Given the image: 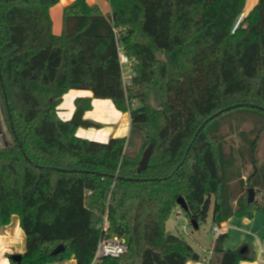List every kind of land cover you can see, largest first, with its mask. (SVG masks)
I'll return each mask as SVG.
<instances>
[{
  "label": "trees",
  "instance_id": "obj_1",
  "mask_svg": "<svg viewBox=\"0 0 264 264\" xmlns=\"http://www.w3.org/2000/svg\"><path fill=\"white\" fill-rule=\"evenodd\" d=\"M59 2L0 0V78L15 129L7 115L14 143L0 149V228L18 215L27 250L11 264H92L105 220L128 250L98 264H186L202 256L167 229L180 197L199 227L210 213L213 228L264 214V0L249 11L247 0H109L110 14L74 0L57 35ZM118 44L134 60L127 87ZM71 89L92 93L75 100L84 112L93 99L137 109L129 136H78L59 115ZM226 239L214 241L220 264L254 259Z\"/></svg>",
  "mask_w": 264,
  "mask_h": 264
},
{
  "label": "crops",
  "instance_id": "obj_2",
  "mask_svg": "<svg viewBox=\"0 0 264 264\" xmlns=\"http://www.w3.org/2000/svg\"><path fill=\"white\" fill-rule=\"evenodd\" d=\"M74 0H60L59 4L51 9V17L53 20V32L61 34L63 27V10L67 5ZM91 5H97L101 8L104 14L111 13V6L109 0H87ZM258 0H253L257 3ZM253 4V5H255ZM55 17V18H54ZM70 95L73 100V105L63 108L65 97ZM78 97H92L90 91L72 90L68 92L63 99L59 109V115L64 120H70L77 108L75 100ZM92 109L84 112L83 119L95 123L96 128H101L105 121L114 120L113 126L107 127V130H96L94 134L106 141L111 137L125 138L129 136L131 129V113L121 112L116 109L111 100L93 99ZM63 108V109H62ZM101 124V125H100ZM116 125V127L114 126ZM95 131V129H92ZM85 134L78 128L77 135ZM82 137V136H80ZM84 138V137H83ZM98 139V138H94ZM100 141V142H101ZM107 142V141H106ZM175 213L181 215L183 212ZM9 224L0 228V264H11V258L14 255H23L26 250V234L20 225V218L18 215H13ZM187 218V217H186ZM188 220V219H187ZM200 228V227H199ZM227 234V241H225V248L228 250L237 249L240 246L247 244L250 246L254 259L251 261H242L240 264H264V214L256 212L252 219L246 217L233 216L228 221L220 226V232L210 242V247L204 246L201 241H198V248L193 249L200 255L201 260H189L186 264H220L221 257L213 252L214 241L220 234ZM52 264H77L74 258L62 262Z\"/></svg>",
  "mask_w": 264,
  "mask_h": 264
},
{
  "label": "rangeland",
  "instance_id": "obj_3",
  "mask_svg": "<svg viewBox=\"0 0 264 264\" xmlns=\"http://www.w3.org/2000/svg\"><path fill=\"white\" fill-rule=\"evenodd\" d=\"M257 2V1H256ZM253 0H247L246 3V11H249L254 5ZM55 18V17H54ZM125 82V80H124ZM63 108L72 106L73 105V100L70 95H67L65 97V100L63 102ZM4 98L1 95L0 92V149L10 146L14 143V137L13 134L10 131L9 128V121L7 119L8 111L6 109ZM62 108V109H63ZM84 120L87 121V118ZM111 121H105V123H102L101 128H96L94 125L95 123L92 121H87L91 122L90 127H83L80 126L78 127L80 130H82L85 134H82L80 136L90 139V140H95V141H101L102 138L95 136L94 134L96 130H107V127L113 126L114 120L110 119ZM70 121V120H69ZM94 124V125H93ZM101 125V124H100ZM116 127V125H114ZM92 129H95V131H92ZM98 138V139H94ZM109 138L106 140L108 141ZM103 141V140H102ZM101 141V142H102ZM103 141V142H106ZM259 159H264V139L260 143V149H259ZM257 197V194L255 198ZM186 216L184 214L181 215H176L175 213L171 216L170 220L167 223V229L170 233L175 234L180 236L183 239H186V241L192 245L195 249L198 248V241H201L204 246L210 247V242L212 239L217 235L213 231V224L212 219H211V213L210 216L208 217L207 221L202 223L199 229H194L193 226L191 225Z\"/></svg>",
  "mask_w": 264,
  "mask_h": 264
},
{
  "label": "built area",
  "instance_id": "obj_4",
  "mask_svg": "<svg viewBox=\"0 0 264 264\" xmlns=\"http://www.w3.org/2000/svg\"><path fill=\"white\" fill-rule=\"evenodd\" d=\"M118 54H119V61L121 66V72L123 75V80H125L124 85L127 87L131 84L134 60L128 56L124 47L120 44H118ZM178 212H180L179 209L176 211V213ZM108 228H109L108 220H105L103 227L105 233L100 240L98 249L96 251L97 253L95 254L92 264H98L101 261V259L104 257H119L120 255L125 254V252L128 250L127 243L124 239H121L118 236H112V237L108 236ZM213 231L218 234L220 232V227L218 226L214 227Z\"/></svg>",
  "mask_w": 264,
  "mask_h": 264
},
{
  "label": "water",
  "instance_id": "obj_5",
  "mask_svg": "<svg viewBox=\"0 0 264 264\" xmlns=\"http://www.w3.org/2000/svg\"><path fill=\"white\" fill-rule=\"evenodd\" d=\"M1 80V85L3 86V91H4V96H5V103H6V108L8 109V117L10 119V125H11V129H12V132H15V129H14V126H13V122L11 121V114H10V110H9V103H8V98L6 96V92H5V87L4 86V83H3V78L1 77L0 78ZM240 105H237V106H234V107H228V108H225L223 109L222 111H219L217 112L215 115H213L212 117H210L208 119V121L212 120L213 118L217 117V115H221L223 114L224 112H227V111H230L232 108L235 109V107H238ZM259 109H262L261 107H258ZM138 113V110L135 109L131 112V119L135 118L136 115ZM83 116H84V111L82 109H77L76 112L74 113L73 117L70 119L71 123L77 127H80V126H83V127H90L91 125V122H87L86 120L83 119ZM207 121V122H208ZM205 126V124L203 125V127ZM15 139L16 141H19L18 137L15 136ZM20 147L22 148V145H20ZM153 149H154V146L153 144H151L143 153V157L140 161V165H139V168H138V172L141 173L143 171H145L148 167V164H149V161H150V158L152 156V152H153ZM255 196H256V192L253 188H250L249 189V196H248V202L251 203L255 200ZM178 205L181 206L180 208L184 211H188V205H187V202L186 200L183 198V197H180L179 200H178ZM192 223V226L194 229H198L199 226H198V223L193 220L191 221ZM62 250H64V246L63 245H60L58 246L53 252L52 254L55 255L59 252H61ZM242 252H244V249H242ZM21 256L22 255H14L12 257L13 260L15 261H19L21 259Z\"/></svg>",
  "mask_w": 264,
  "mask_h": 264
}]
</instances>
